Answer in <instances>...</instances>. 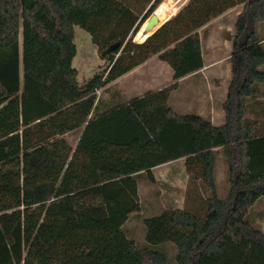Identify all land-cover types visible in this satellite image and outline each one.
Instances as JSON below:
<instances>
[{
  "label": "trees",
  "instance_id": "obj_1",
  "mask_svg": "<svg viewBox=\"0 0 264 264\" xmlns=\"http://www.w3.org/2000/svg\"><path fill=\"white\" fill-rule=\"evenodd\" d=\"M143 1L135 14L117 0H0V264H171L166 243L177 264H264V231L247 217L264 197V0H189L137 42L164 0ZM240 4L226 35L224 124L175 111L171 92L204 66L199 30ZM75 26L107 61L82 86ZM154 55L172 68L170 85L100 100L102 87ZM76 130L73 146L65 135ZM218 147L228 166L223 197ZM182 157L209 192L206 210L145 217L139 244L124 229L141 208L138 179L154 181L153 167Z\"/></svg>",
  "mask_w": 264,
  "mask_h": 264
},
{
  "label": "rangeland",
  "instance_id": "obj_2",
  "mask_svg": "<svg viewBox=\"0 0 264 264\" xmlns=\"http://www.w3.org/2000/svg\"><path fill=\"white\" fill-rule=\"evenodd\" d=\"M188 1L189 0H164L153 13L158 15L159 13L166 12L165 14L168 17L164 21L166 22L170 18L177 15V13L188 3ZM117 3L128 6L135 14L144 13V8L146 6V3L143 0H117ZM241 10V4L233 7L226 11L223 15L212 19L206 26L199 30L206 59L208 60L213 55L219 57L220 61L217 65L219 73L224 72L222 67L223 65H221L224 63L223 58H227L231 53V50L225 44L226 35L229 33H235V22ZM138 33L134 37V41L142 42L141 38L138 37ZM74 35V42L77 46V54L73 59V67L77 69V80L79 85L82 86L95 75L101 74L107 65V61L101 58L98 47L93 43L87 30L80 26H75ZM20 41H22L21 35ZM167 65L168 64L160 62L158 56L154 55L147 64L139 68L137 72L128 78H125V80L120 84H109L102 87L97 92V95L100 100H107L112 97L115 91H118L119 94H122V97L120 98V100H122L135 96L136 94H142L148 87H166L174 81ZM135 78L140 80L138 87L135 86ZM222 79L223 78H219V80ZM214 81H218L215 76L206 81H202L201 78L194 76L181 80V82H178L179 84L177 90L173 92L171 104L175 109L186 110V108H190L195 105L198 108L205 110L206 100L210 97V91L208 89H211V86L215 84ZM214 99L215 105L217 108H220V102L222 99L221 92L215 93ZM189 113L193 112L189 111ZM79 135L80 131L76 130L66 134L65 137L70 144L75 146L79 139ZM223 159L224 158L221 157L222 161H224ZM182 182L183 180L179 184ZM155 193H157V195L163 194V196L156 197ZM164 195L167 196V199L163 198ZM174 195L178 200H176V203L174 202L175 200H173L172 204H169L171 197ZM181 195L183 196V193L180 191L177 194H174L172 184L165 185L164 183H158L154 186H144L140 192V210L133 212L124 225V229L128 236L136 240L139 244H144L146 229L143 219L145 217L159 214L167 208L178 207L195 210L200 214L204 213L206 210L205 205L201 203L192 205L189 201H184V199L183 202H181ZM247 217L251 222H254L256 227L264 231V197L258 200L257 204L249 212ZM162 248L167 252L171 264H177L175 261L177 252L175 245L172 243H166L160 246V249Z\"/></svg>",
  "mask_w": 264,
  "mask_h": 264
},
{
  "label": "crops",
  "instance_id": "obj_3",
  "mask_svg": "<svg viewBox=\"0 0 264 264\" xmlns=\"http://www.w3.org/2000/svg\"><path fill=\"white\" fill-rule=\"evenodd\" d=\"M223 14H221V15H223ZM262 43L264 44V40L262 41ZM225 44L232 52V41L225 38ZM202 52H203V59H204L203 68L200 69L198 72L189 74V75L181 78L179 80V82H181V80H183L185 78H189L191 76L201 78L202 81H206L208 79L210 80V78L213 76H215L217 78L218 81H216V82L214 81L215 84L211 86V89L210 88L208 89L210 91V97L206 100L205 110H202L195 105L192 107L189 106L190 108H186V110L175 109L173 107V105L171 104V97L173 95V92H175V90H177L178 87L171 92L169 104L175 111H177L179 113L185 114V113H189V111H192L193 113L202 115V116L210 119V121L214 125H222L225 122V112L222 108V103L225 101V99L227 97L228 88H229V85H230V82L232 79L231 64H230L231 53L227 58H223L224 63L221 65H223L222 67H223L224 72L219 73L218 68H217V65L220 61L219 57L213 55L212 57H210L207 60L205 57L203 44H202ZM150 59H151V57L148 60H146L144 63L136 66L130 72L119 77L117 80H115L113 83H111V85H117L118 83L120 84L122 81L125 80V78H128L129 76H131L132 74L137 72V70H139V68H141L142 66L147 64ZM160 62H162L163 64H167L166 62H164L162 60H160ZM167 66L169 67V72L171 73V75L173 77V73H172L173 70L171 72L172 68L170 67L169 64ZM219 78H223V79L219 80ZM135 82H136L135 86L138 87L140 84L139 83L140 80L138 78H135ZM161 88H163V87H160V88L148 87V88H146L145 92H143L142 94H136L135 96H140V95H143L144 93H146L147 91L157 90V89H161ZM217 92H221V94H222V99L220 102V108H217V106L215 105L214 94ZM121 97H122V94L121 93L119 94L118 91H115L114 94L112 95V97H110L107 100L102 99L101 101H103L107 104L112 99L120 100ZM132 97H134V96H132ZM132 97H130V98H132ZM130 98L122 99V101L128 100ZM215 150H216V183H217V189H218L219 196L223 197L226 195L227 190L229 188L228 166H227V163H226L225 158L223 156L222 147H218ZM220 156L222 158H224L223 159L224 161L221 160ZM186 160H187L186 157H182V158L175 159V160H172V161H169L166 163H162V164H159V165L153 167L151 169V171H152V174H153L154 179H155L154 181H151L147 175H145V176L143 175L141 178H139L138 179L139 200H140V192L144 186H154L158 183H164L165 185H168V184L171 185L172 184V190H174V194H177L179 191L183 193V196L181 195V202H183V199H184V201H189V203L192 205L199 204V203L206 205V200L209 197V192H208L203 180L200 178H197L196 176H194L192 174V172H190L188 170L187 165H186ZM142 173H145V172H142ZM184 179H186V180H184ZM182 180H183V182L181 184H179ZM157 193H155L156 197L163 196V194L157 195ZM163 198L167 199V196L164 195ZM173 200H175L174 201L175 203H176V200H178L175 195L171 197L169 204H172Z\"/></svg>",
  "mask_w": 264,
  "mask_h": 264
},
{
  "label": "water",
  "instance_id": "obj_4",
  "mask_svg": "<svg viewBox=\"0 0 264 264\" xmlns=\"http://www.w3.org/2000/svg\"><path fill=\"white\" fill-rule=\"evenodd\" d=\"M144 29H143V33L144 34H153L161 25L160 24V18L156 13H153L148 19L147 21L144 23ZM159 25V27H157ZM149 35V36H150Z\"/></svg>",
  "mask_w": 264,
  "mask_h": 264
},
{
  "label": "bare ground",
  "instance_id": "obj_5",
  "mask_svg": "<svg viewBox=\"0 0 264 264\" xmlns=\"http://www.w3.org/2000/svg\"><path fill=\"white\" fill-rule=\"evenodd\" d=\"M166 13V12H165ZM165 13H159L158 15H159V18H160V24L162 23V22H164L168 17H167V15L165 14ZM159 24V25H160ZM145 25V24H144ZM144 25H143V27L140 29V31H139V33H138V37H140L141 38V41H144L150 34L148 33V34H144L143 33V29H144ZM158 25V26H159ZM157 26V27H158Z\"/></svg>",
  "mask_w": 264,
  "mask_h": 264
}]
</instances>
